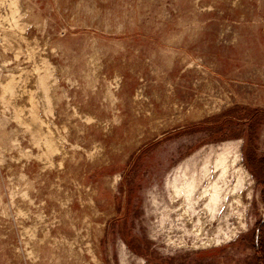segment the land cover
I'll list each match as a JSON object with an SVG mask.
<instances>
[{"label":"rangeland","instance_id":"374dc122","mask_svg":"<svg viewBox=\"0 0 264 264\" xmlns=\"http://www.w3.org/2000/svg\"><path fill=\"white\" fill-rule=\"evenodd\" d=\"M0 264H264V0H0Z\"/></svg>","mask_w":264,"mask_h":264},{"label":"bare ground","instance_id":"6f19581e","mask_svg":"<svg viewBox=\"0 0 264 264\" xmlns=\"http://www.w3.org/2000/svg\"><path fill=\"white\" fill-rule=\"evenodd\" d=\"M184 214H186V213H184Z\"/></svg>","mask_w":264,"mask_h":264}]
</instances>
